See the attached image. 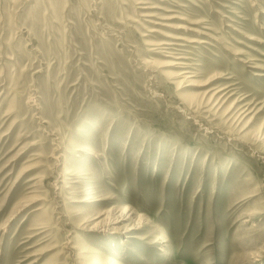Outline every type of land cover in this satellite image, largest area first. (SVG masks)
I'll use <instances>...</instances> for the list:
<instances>
[{"label": "rangeland", "instance_id": "374dc122", "mask_svg": "<svg viewBox=\"0 0 264 264\" xmlns=\"http://www.w3.org/2000/svg\"><path fill=\"white\" fill-rule=\"evenodd\" d=\"M0 264H264V0H0Z\"/></svg>", "mask_w": 264, "mask_h": 264}, {"label": "bare ground", "instance_id": "6f19581e", "mask_svg": "<svg viewBox=\"0 0 264 264\" xmlns=\"http://www.w3.org/2000/svg\"><path fill=\"white\" fill-rule=\"evenodd\" d=\"M139 228V227H138ZM113 229V228H112ZM115 229V228H114ZM120 230V229H119Z\"/></svg>", "mask_w": 264, "mask_h": 264}]
</instances>
